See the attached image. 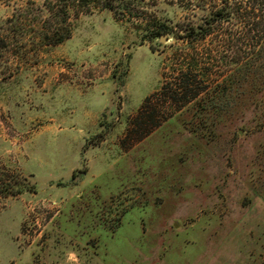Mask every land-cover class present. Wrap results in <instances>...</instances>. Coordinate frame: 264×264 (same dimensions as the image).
<instances>
[{
	"label": "rangeland",
	"instance_id": "374dc122",
	"mask_svg": "<svg viewBox=\"0 0 264 264\" xmlns=\"http://www.w3.org/2000/svg\"><path fill=\"white\" fill-rule=\"evenodd\" d=\"M45 1L0 0V180L27 187L0 198V264H264V83H230L232 21L183 38L226 0L92 5L59 46ZM195 56L215 100L140 116Z\"/></svg>",
	"mask_w": 264,
	"mask_h": 264
},
{
	"label": "trees",
	"instance_id": "16d2710c",
	"mask_svg": "<svg viewBox=\"0 0 264 264\" xmlns=\"http://www.w3.org/2000/svg\"><path fill=\"white\" fill-rule=\"evenodd\" d=\"M92 5L115 11L116 16L120 18L116 0H46L45 7L49 16L44 21L43 43L47 46H59L71 39L73 35V28L70 22L72 12L76 14L89 13ZM231 21L233 22L232 26L239 25L238 27H241L242 31L240 32L241 40L238 41V44H240L237 51L238 55L233 57L230 63L242 67L237 69L238 74L241 75V80H237V73L234 72L230 78V83L236 84L239 81L254 83V85L258 82L264 83V0H226L223 6L212 11L203 24L188 26L183 38L191 42L206 39L208 36L214 34V31L223 23ZM172 33L173 31L167 25L160 24L157 26V30L152 33L150 39H158L164 34L169 35ZM235 35L236 33H230V37H234ZM234 42L231 40L228 44L235 45ZM0 46L3 47L1 44ZM224 59L230 58L224 56ZM216 60L219 62V59L216 58ZM197 68H199L198 71ZM204 69L203 62L195 56L187 65V68L179 75L175 90L168 85H164L160 93L146 98L141 106L139 115L148 114L154 103V99H157L159 95L163 94L165 97H168L170 94V101L174 104H182V106L196 102L205 92L206 99H204V102L212 97L211 102L214 101L216 95L212 96V92L215 91L207 92L210 87L206 85V79H209L211 74L208 73L207 69ZM128 72L129 68L126 69L123 76H127ZM117 76V72H115L113 77L115 78ZM228 82L229 79L226 80V84ZM122 84L121 86H124L125 81ZM150 113L151 122L154 123L157 117V111L153 110ZM98 138L104 140L103 132L98 135ZM76 178L77 173L74 174V179ZM26 188L25 183L12 184L5 180H0V198L19 196L24 193Z\"/></svg>",
	"mask_w": 264,
	"mask_h": 264
}]
</instances>
